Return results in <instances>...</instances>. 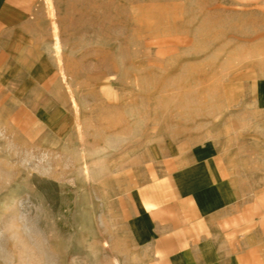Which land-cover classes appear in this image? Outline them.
<instances>
[{
  "label": "rangeland",
  "instance_id": "obj_1",
  "mask_svg": "<svg viewBox=\"0 0 264 264\" xmlns=\"http://www.w3.org/2000/svg\"><path fill=\"white\" fill-rule=\"evenodd\" d=\"M230 0H48L52 62L0 80V264H145L133 242L144 161L244 116L264 18ZM32 72L31 74H33ZM247 73V74H246ZM26 83L27 87H20Z\"/></svg>",
  "mask_w": 264,
  "mask_h": 264
},
{
  "label": "crops",
  "instance_id": "obj_2",
  "mask_svg": "<svg viewBox=\"0 0 264 264\" xmlns=\"http://www.w3.org/2000/svg\"><path fill=\"white\" fill-rule=\"evenodd\" d=\"M230 2L264 18V0ZM47 14L48 0H0L3 84L36 79L35 64L53 61L44 58ZM258 45L262 55L264 39ZM259 63L243 77L244 116L225 146L218 136L144 161L129 227L145 264H264V57Z\"/></svg>",
  "mask_w": 264,
  "mask_h": 264
},
{
  "label": "clouds",
  "instance_id": "obj_3",
  "mask_svg": "<svg viewBox=\"0 0 264 264\" xmlns=\"http://www.w3.org/2000/svg\"><path fill=\"white\" fill-rule=\"evenodd\" d=\"M5 232L8 234V237L12 241L14 247L19 246L23 249H27L28 240L33 239L31 228L23 222H14L11 228H6L4 232H0V237H2Z\"/></svg>",
  "mask_w": 264,
  "mask_h": 264
}]
</instances>
